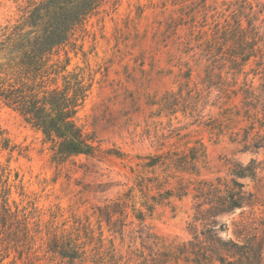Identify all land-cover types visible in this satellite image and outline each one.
Listing matches in <instances>:
<instances>
[{
	"label": "trees",
	"instance_id": "obj_1",
	"mask_svg": "<svg viewBox=\"0 0 264 264\" xmlns=\"http://www.w3.org/2000/svg\"><path fill=\"white\" fill-rule=\"evenodd\" d=\"M110 1L117 6L121 0H21L19 18L1 30L0 104L41 134L57 167L68 161L77 166L79 156L99 161L129 156L102 148L96 134L79 122L94 74L89 65L72 66L70 55L81 50L75 35L87 32L89 20ZM172 5L180 14L170 17L165 31L190 57L179 62L178 88L157 102V114L168 117L169 133H162L154 152L131 157L125 182L96 184L94 192L103 195L114 186L122 189L94 205L95 222L90 216L61 220L57 211L45 219L35 199L24 203L27 193L19 175L11 179L2 169L1 263L263 264L264 159L234 164L229 177L207 178V146L199 134L202 129L211 138L228 137L243 151L264 149V2L225 0L221 12L207 5L196 12L190 0ZM0 148L22 152L4 130ZM244 178L254 182V191L245 189ZM186 198L193 203L191 237L155 232L148 220L158 209ZM243 206L249 208L246 219L233 223L232 236L221 235L229 226L217 218ZM118 237L122 243L129 237L126 251L116 247Z\"/></svg>",
	"mask_w": 264,
	"mask_h": 264
},
{
	"label": "rangeland",
	"instance_id": "obj_2",
	"mask_svg": "<svg viewBox=\"0 0 264 264\" xmlns=\"http://www.w3.org/2000/svg\"><path fill=\"white\" fill-rule=\"evenodd\" d=\"M172 1L121 0L117 6L110 1L89 20L87 32H78L73 38L81 50L78 54L70 52L72 66L89 65L94 74V85L79 113V122L85 130L96 134L102 148L127 153L129 156L126 158L113 156L99 161L79 156L74 160L81 167L77 168L72 161L57 167L50 159L48 146L41 141V134L26 125L16 112L0 104V130L5 131L11 143L22 149L20 154L19 150L10 153L0 148V173L2 169H7L11 179L16 173L19 175L27 193L24 203L35 199L45 219L50 217L51 211H57L63 214L61 220L71 219L72 216L83 219L90 216L95 222V217L91 216L94 205L122 189L121 186H114L103 195L94 192L96 184L109 179L115 183L125 182L131 157L154 152L162 133H169L168 117L157 114V102L167 91L178 88L181 81L179 62L190 57L181 52L165 31L170 17L180 14L175 11L177 6H173ZM190 1L196 12L203 5L220 12L227 7L225 0ZM248 1L254 6L264 2ZM20 2L0 0V34L5 25L19 18ZM197 19H201L200 13H197ZM202 23H205L204 19ZM198 72L200 69L195 68L194 81L199 80ZM255 83H259V76L255 78ZM204 113H208V108ZM178 115L182 118L181 113ZM173 121L176 124L177 121ZM200 130L199 136L203 137L207 146L208 166L204 169L207 178L229 177L234 164L247 165L253 158L264 159V149L243 151L240 144L231 142L228 137L211 138L208 132ZM76 168L78 170L74 171ZM101 173L104 175L101 176ZM240 181L245 183L247 191L255 190L254 182L249 178ZM13 198L18 203L22 199L15 188ZM248 214L249 208L243 206L219 216L218 221L229 226L228 232L221 235L232 236L233 223L246 219ZM192 216L193 203L186 198L177 201L175 207H160L148 222L159 234L188 240L191 233L187 225ZM114 242L117 248L126 251L129 237L124 243L119 237ZM0 264H9V260Z\"/></svg>",
	"mask_w": 264,
	"mask_h": 264
}]
</instances>
